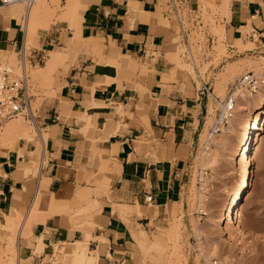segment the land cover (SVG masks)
<instances>
[{
    "label": "crops",
    "instance_id": "1",
    "mask_svg": "<svg viewBox=\"0 0 264 264\" xmlns=\"http://www.w3.org/2000/svg\"><path fill=\"white\" fill-rule=\"evenodd\" d=\"M161 9L162 0H78L77 29L59 20L39 32L31 55L45 56V66L51 51L67 58L37 110L39 133L0 147V239L7 217L25 218L18 264H55L47 261L55 244L70 249L85 240L67 212L90 200L101 207L91 231L98 240L89 246L98 264H134L133 246L178 213L212 100L203 92L210 82L187 80L171 61L175 35L161 24ZM13 12L0 0V46L20 55L27 27ZM230 13L226 42L246 36L264 48V0H230ZM36 202L42 214L25 227Z\"/></svg>",
    "mask_w": 264,
    "mask_h": 264
},
{
    "label": "rangeland",
    "instance_id": "2",
    "mask_svg": "<svg viewBox=\"0 0 264 264\" xmlns=\"http://www.w3.org/2000/svg\"><path fill=\"white\" fill-rule=\"evenodd\" d=\"M175 1L174 9H171L169 5L171 0H162L160 21L161 24L174 31L176 45L174 54H172L174 61L172 58L171 61L187 80L191 78L199 83L198 77L201 76L210 82L208 83L209 87L214 85L215 94L225 100L229 95L230 87L248 72L264 73V60L255 63L264 57V48L258 38L254 42L245 36L243 39L236 40L232 47L229 45L230 42H226V36L223 33H217L216 28L224 27L225 29L224 18L230 15H227V12L223 10L218 0ZM40 2H44V6L52 11L53 16L49 22V28L50 24L55 21H65L62 15L66 3L63 0H41ZM38 4L39 1L35 3L36 6ZM35 5L32 12L36 8ZM7 8L14 9L13 14L17 13L15 17L23 21L26 32L27 20L30 15L26 5L18 4ZM167 12H170V16L165 18L164 14ZM40 25H37L34 35L36 43L32 41L31 44H27L26 51L22 52L25 56H30L33 49L39 47V32L47 31L44 19L40 20ZM247 32L251 33L252 30L249 29ZM239 42L241 43L239 44ZM0 49L6 51V55L0 59V63H2L0 67L8 64L16 70L19 76L22 77L25 71L29 78L32 94L35 96L33 109L36 113L43 99L53 94V85L47 83L46 75L40 69L45 64H31L27 59L24 70L21 54L19 55L13 50H6L2 46ZM254 107L252 111H254ZM220 113L219 106L212 101L209 107L208 123L191 161L189 180L184 190L180 209L174 218L168 221L166 228H159L157 233H148L149 242L142 241L140 247L137 243L133 246L134 264H207V261L201 256L202 248L209 249L208 251L216 250L214 254L216 256L212 255V258L208 260L211 264H264V132L261 140L253 146V170L247 195L248 202L240 217L244 231H239L235 226H228L226 222V233L219 234L218 223L222 217L221 209L235 196V183L241 172L240 164L236 165L231 160L234 147L230 124H226L225 131L213 138L209 137L210 130L215 125ZM248 115L250 113L245 114L244 117ZM19 120L31 125L28 120ZM238 124L239 122L234 124L235 129L238 128ZM34 135L36 134H31L32 137ZM207 146L211 147L213 158L211 157V163L206 165L203 163L202 153ZM203 186L206 187L205 190L202 189ZM153 210L155 208L150 206L145 209L144 214L151 213ZM175 224L178 225L177 231L171 234L169 230ZM197 227L201 229L200 236H198ZM82 228L80 230L91 233L93 225L85 224L84 229ZM19 229L21 230V227L17 229L20 232ZM229 230L235 235L233 241L227 234ZM162 231L170 234H167L163 240L156 244L155 236ZM6 238V236L1 238L2 245L9 244L8 238ZM56 245L59 247L61 244L54 246ZM43 248V245L40 246L39 251ZM7 249L0 248V264H10L7 260L11 256L12 252L10 251L12 250ZM37 254L39 253L37 252ZM53 255L55 258L49 257L47 261L55 264H69V258L63 260V255L56 254L54 250Z\"/></svg>",
    "mask_w": 264,
    "mask_h": 264
},
{
    "label": "bare ground",
    "instance_id": "3",
    "mask_svg": "<svg viewBox=\"0 0 264 264\" xmlns=\"http://www.w3.org/2000/svg\"><path fill=\"white\" fill-rule=\"evenodd\" d=\"M38 1H39V4L36 6L35 3ZM40 1L41 0H34L33 1L34 3H32L30 8H28L25 2L15 3L10 6H5L2 3L4 7H13L18 4H24L26 5L27 11H30V15L28 16V20H27V41L28 42L26 43V47H27V44H31V42L34 40V35L37 31L36 28L38 24L40 25V20L44 19L45 25L47 28L46 30H48L49 22L51 20V17L53 16L52 11H50L51 9L46 8L47 6H44V2H40ZM219 1H220V6L223 8L225 12H227V15L231 14L230 13V0H219ZM34 5L36 6V8L32 12L31 10H33ZM77 12H78V0H69L67 2V5L65 6V11L62 15L64 20L67 22H70L71 25L74 26L73 28H76V29L78 28V26L75 27V24L76 25L78 24L75 23L74 21H75V15ZM12 15L15 17L17 16V13L12 14ZM76 29L74 30L76 32L74 33V37L76 36V38H78L81 35H79L80 33H78V30ZM216 30L218 31L217 33L219 34L223 33L225 35L226 33V30L224 29V27L216 28ZM79 31H80V28H79ZM240 43L241 42H239V44ZM26 47H25V51H26ZM5 55H6V52L3 50H0V59ZM50 55H51V59L47 62V65L45 67H40V69L43 70V72L45 73L47 83L52 85L53 73L55 72L58 66L66 62L67 54L65 55L63 54L62 51L57 50V51H52ZM263 60H264V57H261V59H259L255 63L261 62ZM1 64L2 63H0V65ZM257 66H259V64H257ZM253 107L255 108L254 111H252ZM247 113H250V115H248L247 117H244L245 114ZM223 118H226L228 120V123L230 124V127H231L230 128L231 132L233 133L232 140H233L234 150L231 155V158H232L231 160L236 165L240 164L241 172L238 178L236 179L235 196L232 197L229 202L225 203L221 209L222 217L218 223V229H219V234H222V235L226 233L225 231L226 222L228 226H235L237 227V229H239V231L241 232L244 231L243 230L244 228L241 225L240 217L242 215V212L245 210L247 202H248L247 195L249 192V183H250L251 174L253 170V146L255 143L261 140L262 134L264 132V89L254 96H249L241 88H237V91L233 93L232 103L230 104L228 103L227 106H225V109L223 111ZM87 120L89 121V125H91V121L89 117H87ZM237 122H239L238 128L235 129L234 124ZM225 130L226 129L223 128V131ZM33 133L34 134L39 133L37 126L34 122H31V125H29L25 121L23 122L19 119L18 121H15V120L10 121L2 128V130L0 129V147L2 146L9 147L13 142H16L19 140L32 141L33 138L31 134ZM211 151H212L211 147L207 146L202 153V160H203V163L206 165L210 164L212 161ZM37 165L38 163H35V166H36V169H34L36 170L35 173L38 170ZM202 189L205 190L206 187L203 186ZM86 204L87 205L85 207L73 208L69 210V212H67L70 215L68 216L71 217L72 219V222H73L72 225L74 226L75 229L80 230V228L82 227H83L82 229H84L85 224H90V226L95 225L93 221V217L95 214H98V212H100L101 207L97 200H90ZM137 207H138L137 211L139 210L140 212L144 209V207L140 205L138 206V204H137ZM39 214H42V212H40V203L36 202V204L32 208V213H31L30 218H28V221H26V224L28 223V225L25 224V227H29L30 221L34 217L38 216ZM17 217L18 218L7 217L6 218L7 223L1 225L2 231H3V232L1 231V233L5 234L9 241V244L7 245L6 248L12 250V251L9 250L12 253H10L11 256H9L7 260V262L10 264H18L19 262L18 261L19 259L18 249H17L16 244H17L18 236L20 234H19V231H17V229L19 227L22 228V225L25 223V218H23L21 215ZM177 226L175 224V226H173L169 230L171 231V234L172 233L174 234L177 231L176 230L178 228ZM26 229L27 230L25 231L27 232L26 233L24 232L25 235H27V233L30 232L28 228ZM196 230L198 232V236H200L202 234L200 231L201 230L200 227H197ZM86 234L87 236L85 240L76 241L75 244L70 245V249L66 248V244H61L59 247H57V245L54 246L53 250L55 251L56 254L63 255L62 256L63 260H66L69 258V264H98V253L92 252L89 247L91 239L98 240V238L93 237V235L89 231ZM167 234L169 235L170 233H166L162 231V233L157 234L155 236L156 244H158L160 240H163L167 236ZM227 234L229 235V239L233 241V238L235 235L231 232V230H229ZM105 239H102V240H105ZM142 241L143 242L147 241L146 237H144ZM42 245L44 248L41 251H37L39 254H43L46 249L45 244L43 243ZM208 250L202 248L201 256L205 259V261H207V264H211L208 262V260L212 258L211 256L216 253L215 252L216 250L214 251L212 249H210L212 251H208ZM244 250L246 249L244 248Z\"/></svg>",
    "mask_w": 264,
    "mask_h": 264
},
{
    "label": "built area",
    "instance_id": "4",
    "mask_svg": "<svg viewBox=\"0 0 264 264\" xmlns=\"http://www.w3.org/2000/svg\"><path fill=\"white\" fill-rule=\"evenodd\" d=\"M34 0H2L5 6H10L15 3L25 2L28 8L31 7ZM175 0H171L170 8L174 9ZM170 13V12H169ZM257 35H253L252 38H256ZM22 56V66L26 69L27 59L31 64H45V56L34 57L33 55ZM241 88L249 96H254L264 89V73L248 72L237 83L232 85L229 89V95L225 100H222L217 96L214 90L205 85L203 92L207 94L208 100L211 99L217 106H219L221 113L210 130V137L213 138L223 131V128L228 124V120L223 118V111L227 104L232 103L233 93ZM35 96L32 94L29 78L25 75V71L21 76L16 70L8 65H2L0 67V129H2L8 122L18 119H25L29 122H36L37 111L35 113L33 109V102ZM146 202L151 205L154 203V196L149 195L146 197ZM217 264V263H215Z\"/></svg>",
    "mask_w": 264,
    "mask_h": 264
}]
</instances>
